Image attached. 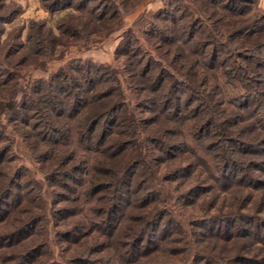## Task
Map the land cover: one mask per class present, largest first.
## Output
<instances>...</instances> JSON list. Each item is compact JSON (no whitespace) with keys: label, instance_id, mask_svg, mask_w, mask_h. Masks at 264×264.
Here are the masks:
<instances>
[{"label":"trees","instance_id":"1","mask_svg":"<svg viewBox=\"0 0 264 264\" xmlns=\"http://www.w3.org/2000/svg\"><path fill=\"white\" fill-rule=\"evenodd\" d=\"M43 2L51 12L88 11L84 24L57 21L61 34L76 37L121 14L115 0ZM255 2L168 1L148 31L159 50L149 58L123 33L116 53L140 94L133 108L117 78L122 72L94 62H72L17 89L27 58L11 62L18 35L1 44V33L20 5L0 15V114L14 124L11 136L0 123V264H264V15L252 13ZM46 32L45 22L29 23L31 54L56 50L57 38ZM219 71L246 90L230 101L233 110L209 83ZM138 111L147 114L138 118ZM16 135L43 165L41 186L11 170ZM133 152L138 157L127 160ZM197 171L202 182L178 192ZM216 190H241L237 208L259 198L260 209L203 216L184 229L175 203L200 204ZM55 239L65 244L60 255Z\"/></svg>","mask_w":264,"mask_h":264},{"label":"rangeland","instance_id":"2","mask_svg":"<svg viewBox=\"0 0 264 264\" xmlns=\"http://www.w3.org/2000/svg\"><path fill=\"white\" fill-rule=\"evenodd\" d=\"M115 1L121 3V14L119 16V20L118 18L113 19L112 22H109L107 26H102L95 22V27H88L89 29L86 27L81 36L76 37L69 34H61V32H59L56 27L57 21L74 24L78 22L79 24H84V22L86 23L88 21V18H91V15L85 9L79 11L75 10V8H65L51 12L47 6H45L43 0H33L29 3H27L28 0H0V15L10 13L14 7L13 3L20 5V10L18 13L13 16L10 21L4 23L1 33V44L5 43L7 40L13 39L15 35H18L17 43L21 44V46L18 50V53L13 56L11 62L14 63L18 57L23 56L27 58V60H25L20 66L23 74L22 78L13 81L17 83V89L23 90L26 86L27 80L30 78L48 79L51 73L56 72L62 66H67L72 62H79L82 64L94 62L95 64L110 66V68H115L116 70L122 72L121 74L117 73V78L120 79L122 83V88L124 91L123 93L126 97L127 103L131 108H133L135 102L138 101L137 98L140 97V94L130 87L129 82L131 81L132 77L129 76V72L124 71V63L126 58L125 56L117 55L116 49L119 46L124 33L125 37H128L131 40L130 47L136 49V52L137 50H140V54H142L145 58H149L150 54L158 53L159 50L156 48L152 39L149 38L148 31L153 29V23H155V25H159L160 22L156 17L160 14V10L163 7L165 8L166 3L171 0ZM184 1L192 2V0ZM252 10V13L264 15V0H256ZM32 20L45 22L47 39H50V34H53L57 38L56 44L52 46L55 47L56 50H50L46 48V52H49V54L47 53V56H35L29 52V43L26 40V36L29 23ZM1 25L2 24H0V27ZM124 41L125 40H123V42ZM48 43L50 42L48 41ZM3 55L4 49L0 48V60L3 58ZM52 57L56 59L47 62L45 65L41 64V62H43L42 59L46 61ZM209 83L210 85H216L219 88L224 101L223 105L228 110H233L235 108L230 101L246 91L244 88H242L239 81L229 82L226 75H224L222 71L209 75ZM19 94H21V92ZM137 109L139 110V108ZM144 113L146 112L138 111L137 117L142 118L145 116ZM0 123L4 124L6 132L12 136L11 133L14 132V124L12 123L8 126L5 115L2 113L0 114ZM142 128L143 126H141V131ZM20 131L21 129L18 128L16 131L17 134ZM147 131H149V128ZM147 131H143L142 133L147 134ZM21 139L22 138L19 135L15 136L16 144L14 151L16 157L12 161L11 170L14 171L15 169L21 168L24 173L27 172L29 177L31 176L38 180V183H34L36 186H41L38 184L41 181L43 182V165L32 159L28 144ZM148 147L145 146L144 148ZM135 157H138L137 152L130 154L129 157H127V160H134ZM170 169L172 168L170 167ZM198 171L194 173L196 175L195 177L191 178L190 181L188 180L186 183L182 184L181 187H179L181 189L178 190V192H183L184 190L191 188L194 184L200 181L202 182L205 174H198ZM148 172L149 173L147 175H154L152 170H149ZM161 173L156 172L155 175L158 176L161 175ZM180 179L182 180L183 178ZM25 180H27V176H25ZM165 186L166 190L174 191V182H165ZM44 191L46 202L49 204L51 195L50 189L47 188L46 185L44 186ZM242 194L243 191L241 190H230L227 192L216 190L212 191L205 198L202 196V198H200L197 202L200 204L193 206H189L190 204L188 203L184 204L183 202L175 201L176 208L174 210V215L181 222L184 229L189 230L191 227L190 225L187 226V223L203 216H225L231 214L230 212L237 214L238 212L236 211L243 212L251 210L250 212H254L260 209V206H258L259 198L256 201L254 200L255 203L252 206H250L249 203L247 207L244 206V208H242L240 206L237 208V204H235V202L240 201L239 199L242 198ZM129 198L130 196L127 195L126 199L129 200ZM195 199L197 200L198 198L195 197ZM128 208L127 203L122 205V209L120 210V221L123 214L128 212ZM122 223L124 224V220ZM195 236L197 237V235ZM99 237L104 239V236L102 235H99ZM55 242V249L53 251L55 255H60V249H62L60 247L64 248L65 244L63 242L60 245V242L56 241V239ZM63 255L68 257L69 252H64ZM99 255L101 254H95V256L92 257H99ZM83 264L87 263L84 262Z\"/></svg>","mask_w":264,"mask_h":264},{"label":"crops","instance_id":"3","mask_svg":"<svg viewBox=\"0 0 264 264\" xmlns=\"http://www.w3.org/2000/svg\"><path fill=\"white\" fill-rule=\"evenodd\" d=\"M31 1H33V0H28V2H27V3L31 2ZM38 5H39V4H38Z\"/></svg>","mask_w":264,"mask_h":264}]
</instances>
